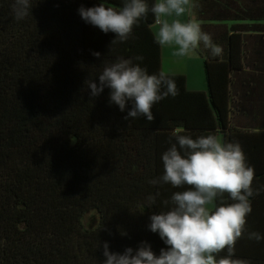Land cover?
Wrapping results in <instances>:
<instances>
[{
	"label": "trees",
	"instance_id": "16d2710c",
	"mask_svg": "<svg viewBox=\"0 0 264 264\" xmlns=\"http://www.w3.org/2000/svg\"><path fill=\"white\" fill-rule=\"evenodd\" d=\"M101 2L33 0L31 16L18 21L14 0H0V264H104V243L110 252L122 254L144 241L158 255L166 246L148 230L149 216L168 210L161 201L186 189L148 181L163 175L162 155L170 139L175 143L177 128L196 139L212 134L216 120L220 130L231 134L224 142L240 143L255 171L252 187L259 190L249 198L252 211L234 258L264 264V239L247 238L250 232L264 237V125H235L232 100L224 94L230 95L235 86L230 73L254 71L261 64L264 0H202L197 20L230 24L213 40L223 49L220 56L204 46L198 49L210 108H205L202 94L185 91L183 77L169 76L179 94L153 106L152 122L145 117L126 120L131 106L121 112L110 105L108 88L90 96L87 81L98 83L106 64L118 57L142 55L143 62L134 63L150 75L160 72L151 12L134 26L132 39L111 45L114 33L86 24L77 12L81 5ZM103 2L119 9L125 0ZM241 22L250 25L239 27ZM240 32L256 33V62L252 52L243 61L236 52L241 48L242 56ZM246 38L241 37L243 43ZM157 191L156 204L144 208ZM231 203L225 194L221 206Z\"/></svg>",
	"mask_w": 264,
	"mask_h": 264
},
{
	"label": "clouds",
	"instance_id": "9594fccd",
	"mask_svg": "<svg viewBox=\"0 0 264 264\" xmlns=\"http://www.w3.org/2000/svg\"><path fill=\"white\" fill-rule=\"evenodd\" d=\"M33 7V0H14L12 11L16 20L31 16ZM197 7L195 0H154L151 8L146 0H125L117 9L106 6L102 0L90 8L81 5L77 12L86 24L105 34L114 33L116 38L111 45L132 39L134 26H139L151 12L157 26L154 42L174 49L173 56L196 58L201 43L212 56H220L222 47L213 43L212 36L202 31L196 19ZM143 60L142 55L118 57L106 64L98 83L87 81L90 96L97 97L108 88L110 105H116L121 112L131 106L126 120L145 117L152 122L153 106L168 96L176 97L179 90L165 71L150 75L146 67L134 63ZM183 131L176 129L175 143L170 139L171 146L162 155L163 175L148 181L152 185L186 189L161 201L168 210L149 216L148 230L157 233L166 247L157 255L150 244L142 241L135 250L128 247L120 254L110 252L109 245L104 243V264H248L234 256L252 211L249 198L259 195V190L252 187L254 168L247 163L239 142H224L214 134L192 139L181 134ZM225 194L234 203L221 206ZM160 195L159 191L149 195L144 208H152ZM247 238L257 242L264 239L259 232H250ZM222 252L227 254L220 256Z\"/></svg>",
	"mask_w": 264,
	"mask_h": 264
},
{
	"label": "crops",
	"instance_id": "0c3cea01",
	"mask_svg": "<svg viewBox=\"0 0 264 264\" xmlns=\"http://www.w3.org/2000/svg\"><path fill=\"white\" fill-rule=\"evenodd\" d=\"M202 0H195V3L198 5L199 8H204L200 6ZM151 4L154 3V0L150 1ZM207 5L205 7L206 10H209ZM196 9H194L196 15ZM197 17V15H196ZM212 16L210 15V18ZM188 18V17H187ZM209 18V19H210ZM203 26V30L206 33H209L212 36V40H215L218 34H221L223 29L228 30L230 24L229 23H220L216 21L210 20H198ZM261 24V23H260ZM239 27L243 25L249 26V23L241 22L238 24ZM157 28V27H156ZM156 28L154 26L151 27V31L153 36L155 35ZM231 34V33H229ZM240 42L239 44L242 45V56H241V48L237 51H240V58L248 59L251 55L250 52L253 54L254 62H256L257 57V47H259L258 41H254L253 38L256 33L250 32H240ZM247 36L246 41H242L241 37ZM220 39V38H218ZM264 44V43H263ZM203 44L201 43L199 50L202 51ZM167 49L170 51L167 53ZM174 49L168 47H160V71H165L168 76H180L184 79V89L190 93H200L204 96L201 100L204 103L205 108H210V92L208 88V84L206 81V74L203 67V56H200L197 50V57L193 59L189 58H179L172 55ZM243 50L245 52H243ZM261 52V64L258 66L257 70H249L243 69L241 71H237L234 73H230L229 77L233 76L235 86L232 87L231 97L229 95V91L224 92L229 102V98L232 100V115L230 118L234 122L235 125L240 126H251L252 129L258 127L260 125H264V49L260 47ZM256 66L257 64L254 63ZM238 77H247L248 81H239L236 80ZM254 77V78H253ZM253 79V80H251ZM191 97V96H190ZM216 118V117H215ZM229 118V117H228ZM213 130L211 133L214 135H219L223 141L224 138L231 137V134L227 130L219 129L217 127V120L214 122V126H212ZM260 131V129L258 130ZM233 140L237 137L232 136Z\"/></svg>",
	"mask_w": 264,
	"mask_h": 264
},
{
	"label": "rangeland",
	"instance_id": "374dc122",
	"mask_svg": "<svg viewBox=\"0 0 264 264\" xmlns=\"http://www.w3.org/2000/svg\"><path fill=\"white\" fill-rule=\"evenodd\" d=\"M185 19H187V17H185ZM156 28V27H155ZM154 31L156 32L157 31V28H156V30L154 29ZM170 50L169 49H167V53L169 52Z\"/></svg>",
	"mask_w": 264,
	"mask_h": 264
},
{
	"label": "built area",
	"instance_id": "2783aa9c",
	"mask_svg": "<svg viewBox=\"0 0 264 264\" xmlns=\"http://www.w3.org/2000/svg\"><path fill=\"white\" fill-rule=\"evenodd\" d=\"M154 25H155V21H154ZM156 26V25H155ZM157 27V26H156Z\"/></svg>",
	"mask_w": 264,
	"mask_h": 264
}]
</instances>
